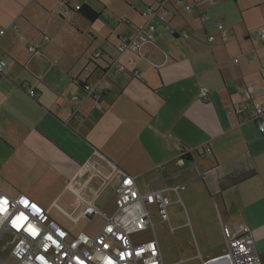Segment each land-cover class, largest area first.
<instances>
[{"label":"crops","instance_id":"1","mask_svg":"<svg viewBox=\"0 0 264 264\" xmlns=\"http://www.w3.org/2000/svg\"><path fill=\"white\" fill-rule=\"evenodd\" d=\"M119 1L127 9L112 0H83L99 12L91 22L65 10L72 0H0V58L7 60L0 77V193L28 210H47L75 232L108 204L113 211L116 184L128 173L140 189L169 188L165 230L186 239L194 256H218L222 226L233 234L246 225L264 264V132L247 114L230 112L250 99L264 101V55L236 46L234 36L220 39L212 25L218 13L210 12L219 0L192 11L182 6L192 0H168L164 21L141 15L155 0ZM256 5L264 25V0ZM149 21L154 42L123 54L127 71L107 67L106 56L92 60ZM248 22L242 14L245 28ZM169 26L187 38L170 34ZM231 31L225 27L226 36ZM29 43L39 52L30 53ZM98 79L109 88L94 101L80 84ZM26 83L38 91L35 99ZM200 87L208 101L198 98ZM179 148L189 161H180Z\"/></svg>","mask_w":264,"mask_h":264},{"label":"built area","instance_id":"2","mask_svg":"<svg viewBox=\"0 0 264 264\" xmlns=\"http://www.w3.org/2000/svg\"><path fill=\"white\" fill-rule=\"evenodd\" d=\"M167 1L155 0L156 6L146 7L141 15L164 21L167 14L164 5ZM215 2L216 0H192L182 6L186 11H192ZM82 3L83 0H72L70 5L65 6V10L78 11ZM174 3L180 5L181 0H174ZM208 19L206 13L201 14L203 22ZM212 25L220 39L224 40L226 34L223 19L220 16L213 17ZM155 29V24L149 21L144 26L137 27L132 36L118 37L117 43L107 52L97 50L92 60L106 56L107 67L114 66L119 72H125L127 68L121 62L123 54H139L144 44L154 42ZM168 32L187 38L185 31L177 32L170 26ZM259 36L264 40V27L259 29ZM213 39L212 33L207 36V40ZM27 50L30 53H38L39 45L29 43ZM6 66L7 60L0 58V77L4 75ZM130 73L134 78L139 77L136 69ZM24 87L31 98L38 96V91L29 88L27 83ZM108 88L109 84L102 79L81 82L83 95L94 101H100ZM198 98L204 102L210 99L205 87L199 88ZM246 98H249V92ZM72 112L75 113V110ZM230 112L238 118L247 114L258 131L264 132V101L258 103L250 99L249 103L233 106ZM184 152L187 151L179 148L180 161L183 160L181 156ZM166 189L169 188L152 185L140 189L135 176L122 173L115 187L114 209L109 214L97 211L102 225L93 235L69 230L53 220L47 210H28L12 197L0 193V264H165L155 237L149 206L155 207L162 223L169 224L167 207L170 201L164 193ZM170 189L177 193L178 186ZM168 229L172 231L173 227L169 225ZM222 230V253L212 258H199L201 264H260L248 226H241L237 233L233 234H229L225 226H222ZM147 231L150 239L144 240L143 233Z\"/></svg>","mask_w":264,"mask_h":264},{"label":"rangeland","instance_id":"3","mask_svg":"<svg viewBox=\"0 0 264 264\" xmlns=\"http://www.w3.org/2000/svg\"><path fill=\"white\" fill-rule=\"evenodd\" d=\"M260 1L261 0H235L234 3L233 0H219V3L217 4L218 7L210 10L211 13L212 11L218 13L217 15L223 19L225 27L228 25L233 27V33L232 31L229 32L226 38L222 41H227L230 35L234 36L233 43L236 46H245L249 54L254 53L257 57H262L264 55V41L261 40L259 36V28L264 25L260 15V7L259 5H256ZM93 4H95L97 9L104 10L110 15V10H105V8L103 9L102 5L98 2ZM112 5H121L122 9L127 7L124 2L121 3L119 0H112ZM237 5H239L240 9L237 7ZM242 14H244L247 19L249 18L247 25V28H250L249 30H247V28H245L241 23ZM235 24H238V26ZM104 210L108 214L111 213L112 205L108 204ZM151 219L153 221L154 231L160 247L162 260L165 264H200L199 257L194 256L196 250L193 251L191 247L187 250L186 239L180 242L168 234V232L165 230V224L161 223L157 213L154 210L151 211ZM101 225L102 219L99 216H95L90 221L83 219L78 224V230L75 232L82 231L89 235H93L98 231ZM143 236L144 240L150 239L149 231L143 233ZM176 244L184 247L186 251L176 248ZM191 244L194 245V241H192Z\"/></svg>","mask_w":264,"mask_h":264},{"label":"trees","instance_id":"4","mask_svg":"<svg viewBox=\"0 0 264 264\" xmlns=\"http://www.w3.org/2000/svg\"><path fill=\"white\" fill-rule=\"evenodd\" d=\"M82 17L86 18L88 21H95L99 17V12L91 8L89 5L86 3H82L80 9L77 11ZM81 86V84H80ZM181 158L185 161L190 160V155L188 152H184L182 154Z\"/></svg>","mask_w":264,"mask_h":264}]
</instances>
